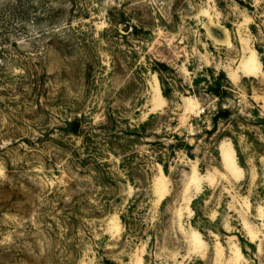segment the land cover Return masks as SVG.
Instances as JSON below:
<instances>
[{
  "label": "rangeland",
  "instance_id": "1",
  "mask_svg": "<svg viewBox=\"0 0 264 264\" xmlns=\"http://www.w3.org/2000/svg\"><path fill=\"white\" fill-rule=\"evenodd\" d=\"M0 264H264V0H0Z\"/></svg>",
  "mask_w": 264,
  "mask_h": 264
},
{
  "label": "water",
  "instance_id": "2",
  "mask_svg": "<svg viewBox=\"0 0 264 264\" xmlns=\"http://www.w3.org/2000/svg\"><path fill=\"white\" fill-rule=\"evenodd\" d=\"M220 151L222 152L221 153V157H222V159H223V164L226 166V161H225V153L223 152V150H222V148L220 147Z\"/></svg>",
  "mask_w": 264,
  "mask_h": 264
},
{
  "label": "bare ground",
  "instance_id": "3",
  "mask_svg": "<svg viewBox=\"0 0 264 264\" xmlns=\"http://www.w3.org/2000/svg\"><path fill=\"white\" fill-rule=\"evenodd\" d=\"M224 156H225V161H226V163L228 164V161H227V160H228V159H227V156H226V155H224Z\"/></svg>",
  "mask_w": 264,
  "mask_h": 264
}]
</instances>
